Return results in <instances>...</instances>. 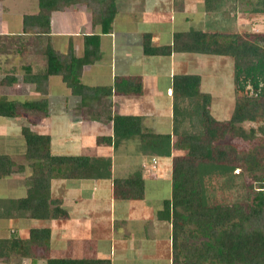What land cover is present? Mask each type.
<instances>
[{"label": "crops", "instance_id": "1", "mask_svg": "<svg viewBox=\"0 0 264 264\" xmlns=\"http://www.w3.org/2000/svg\"><path fill=\"white\" fill-rule=\"evenodd\" d=\"M257 2L222 0L212 11H206L203 0H115L116 14L107 33L93 25L87 6L51 12L49 33L41 36V42L49 40L60 54L71 52L81 58L84 38L99 36V59L83 66L81 85L103 88L113 87L117 79L139 80V93L127 91L138 89L136 85H122V91L85 105L79 96L71 94L60 76H49L38 89L25 80L28 74L45 71V58L34 49V34L23 33L26 14L12 28L5 13L0 12V99L14 107L12 117L0 116V155L9 156L14 163L13 172L0 178V240H26L32 229L49 230L44 246L33 247L30 255L12 253L0 258V264H46L47 258L171 264V223L161 219L159 213L164 201L171 199L172 158L176 154L172 77L199 75L200 91L211 96L213 116L220 95L205 86V69L210 66L217 76L219 65L223 69L230 64L233 74V61L194 53L147 56L143 54V41L148 35L152 47L170 45L173 33L189 30L264 34V12ZM6 39L17 41L21 49H6ZM11 78L14 81L10 82ZM232 91L234 104V85ZM232 110L233 105L230 115ZM115 115L139 117L144 130L154 137L115 141ZM229 117L214 118L225 121ZM22 127L48 137L52 155L109 159L111 178L52 179L47 218L3 216L6 208L1 203L25 199L32 174L25 158ZM98 138H111V143H97ZM135 173L140 175L143 197L115 199L113 179ZM54 209L65 211L66 217L53 218Z\"/></svg>", "mask_w": 264, "mask_h": 264}, {"label": "trees", "instance_id": "2", "mask_svg": "<svg viewBox=\"0 0 264 264\" xmlns=\"http://www.w3.org/2000/svg\"><path fill=\"white\" fill-rule=\"evenodd\" d=\"M206 11H212L222 0H203ZM59 3L61 5H59ZM71 3L85 4L90 8L93 25H99L102 33L111 29L116 14L115 0H39V11L35 15L23 16V33L34 34L35 51L44 56L45 71L28 74L27 82L36 88L46 84L49 76L57 75L79 96L82 105L97 101L101 96L109 97L120 92L123 86H138V78L117 79L113 87L91 88L80 84L79 77L84 65L99 59V36L84 38V55L76 58L71 52L63 55L53 49L49 40L41 42V36L49 33V17L53 11H61ZM264 12V0L256 3ZM8 40V39H6ZM9 41L6 49H10ZM15 46V45H14ZM143 54L147 56H170L173 53H194L228 57L233 61V85L236 96L228 120L218 121L210 112L211 96L200 91V76L175 74L172 77L174 97L173 114L176 139L172 158L171 199L164 201L161 219L171 223V264H264V194L249 186L251 202L246 206L211 205L206 198L205 179L212 174L232 173L240 169L253 182L261 181L264 162V139L248 150H238L225 139L251 140L259 132L264 138V34L204 33L189 30L175 32L170 45L152 47L149 36L143 41ZM14 81L11 78L10 82ZM139 83V84H138ZM250 86L253 95L239 96ZM125 91V90H124ZM256 94V95H255ZM181 100L194 101L199 118L196 133L177 136L179 105ZM34 105V104H32ZM13 104L0 99V116L12 117ZM262 121L259 128L245 130L246 122ZM115 141L154 137L146 132L141 119L135 116L115 115L112 118ZM25 144V158L30 163L32 174L28 179L27 197L7 200L5 217L47 218V199L52 179H99L111 178L109 159L87 156H56L50 153L48 137L39 135L28 127L21 128ZM106 144L111 138H98ZM14 163L7 155H0V178L13 172ZM113 197L137 200L143 197L140 175L135 173L124 179H113ZM53 218H65L66 213L54 209ZM49 239L48 229H32L29 238L0 240V258L12 253L30 255L33 247L44 246ZM46 264H109L99 259L47 258Z\"/></svg>", "mask_w": 264, "mask_h": 264}, {"label": "rangeland", "instance_id": "3", "mask_svg": "<svg viewBox=\"0 0 264 264\" xmlns=\"http://www.w3.org/2000/svg\"><path fill=\"white\" fill-rule=\"evenodd\" d=\"M59 5H61L59 3ZM85 4L71 3L65 6L63 9L73 10L76 7H83ZM88 7V6H87ZM89 8V7H88ZM90 9V8H89ZM5 13V17L10 20L9 24L13 26L16 22H19L22 14L29 15L30 13H38L39 0H0V12ZM62 11V10H61ZM35 13V14H36ZM10 49H21L22 45L18 43H11L9 41ZM15 45V46H14ZM227 62H232L231 59H226ZM230 60V61H229ZM216 69V68H215ZM214 69V70H215ZM217 76H215L213 69L207 66L205 69L206 85L212 87L213 93H219V102L213 106V116L216 119H227L232 109V67L226 68V65L222 69L221 66L217 68ZM239 96L246 95L244 92H239ZM194 101L181 100L179 105L180 114L178 116L177 136L184 134L196 133L199 130V118L195 111ZM262 125V121L258 119L256 122H246L242 126L247 131L250 128L257 129ZM176 139V137H175ZM264 138L257 132L256 137L251 140H230L229 138L224 140L225 143H231L238 150H248L257 146ZM176 154H182L178 151ZM261 181L259 183L253 182V180L242 174L240 169L233 170L232 173H225L222 175L212 174L206 177V198L211 205H233L240 204L246 206L251 202L252 195L249 193V186L252 185L254 190H261L264 194V162L261 170Z\"/></svg>", "mask_w": 264, "mask_h": 264}, {"label": "built area", "instance_id": "4", "mask_svg": "<svg viewBox=\"0 0 264 264\" xmlns=\"http://www.w3.org/2000/svg\"><path fill=\"white\" fill-rule=\"evenodd\" d=\"M245 93H246V95H249V96L253 95V91H252V89H251L250 86H247V87H246V89H245ZM255 95H256V94H255ZM153 163H155V161H153Z\"/></svg>", "mask_w": 264, "mask_h": 264}]
</instances>
